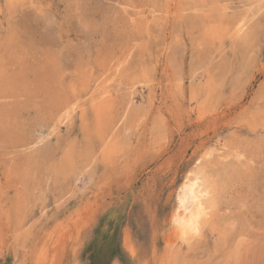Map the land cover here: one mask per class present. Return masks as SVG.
Returning a JSON list of instances; mask_svg holds the SVG:
<instances>
[{"label": "rangeland", "instance_id": "obj_1", "mask_svg": "<svg viewBox=\"0 0 264 264\" xmlns=\"http://www.w3.org/2000/svg\"><path fill=\"white\" fill-rule=\"evenodd\" d=\"M0 264H264V0H0Z\"/></svg>", "mask_w": 264, "mask_h": 264}, {"label": "bare ground", "instance_id": "obj_2", "mask_svg": "<svg viewBox=\"0 0 264 264\" xmlns=\"http://www.w3.org/2000/svg\"><path fill=\"white\" fill-rule=\"evenodd\" d=\"M247 23L248 21L243 19L236 24L234 32L236 36L244 33ZM119 67L120 65L117 66L116 72H118ZM133 88L134 87L131 89ZM96 91H98V89ZM103 93L104 95H107L109 92L105 88ZM68 116L69 114L67 113L65 117L67 118ZM213 153L214 150H210L205 153L201 159L207 161ZM225 154H227V152ZM218 160L219 159H217V161ZM184 179L185 181L183 184L179 189L177 188V195L175 198L177 200V208L175 212H173L174 214L171 223L172 232L176 235L175 238L177 237L183 244H188L190 241L201 235L205 225L211 219V215H213L212 213L216 207L215 204L217 203L215 200L217 180L207 171L206 166L202 165L201 162L196 164L195 167L187 173V176ZM181 201H183V204Z\"/></svg>", "mask_w": 264, "mask_h": 264}, {"label": "snow or ice", "instance_id": "obj_3", "mask_svg": "<svg viewBox=\"0 0 264 264\" xmlns=\"http://www.w3.org/2000/svg\"><path fill=\"white\" fill-rule=\"evenodd\" d=\"M181 203L183 204V201H181Z\"/></svg>", "mask_w": 264, "mask_h": 264}]
</instances>
